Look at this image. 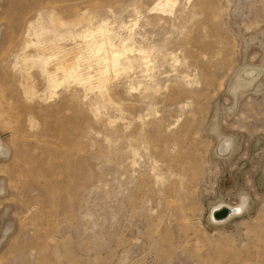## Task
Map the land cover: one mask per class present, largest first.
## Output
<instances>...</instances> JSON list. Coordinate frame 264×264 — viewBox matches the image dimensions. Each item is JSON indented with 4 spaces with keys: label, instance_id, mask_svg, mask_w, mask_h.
<instances>
[{
    "label": "rangeland",
    "instance_id": "374dc122",
    "mask_svg": "<svg viewBox=\"0 0 264 264\" xmlns=\"http://www.w3.org/2000/svg\"><path fill=\"white\" fill-rule=\"evenodd\" d=\"M155 1L0 0V264H264V0ZM52 15L83 73L100 25L136 65L50 91L22 55Z\"/></svg>",
    "mask_w": 264,
    "mask_h": 264
},
{
    "label": "bare ground",
    "instance_id": "6f19581e",
    "mask_svg": "<svg viewBox=\"0 0 264 264\" xmlns=\"http://www.w3.org/2000/svg\"><path fill=\"white\" fill-rule=\"evenodd\" d=\"M177 4H178V0H156L151 9H152V11H158L161 13H172ZM87 17L85 18L86 20H88V18H89V17L88 18ZM82 19H81V23H82ZM89 19H91V17ZM73 21L71 23H73ZM75 22H77V21H74V23ZM52 23H53V25H52L53 28L51 27L52 29L51 28L45 29V28H43L44 26H42V25H40L42 27H39V25H38L39 28L34 26V25H33L34 26L33 27L32 24H34V23L33 22L31 23V26L33 27L34 33L37 37V42L35 40V43H34L36 52L29 53L28 51H25L22 55L23 61H25L26 63H32L33 66L37 67L42 72V74L45 75V77L47 78L48 88H50V91L54 92L53 89L54 88L56 89L57 88L56 86L58 84L59 85L62 84V82H75V83L83 84L85 86L88 85L87 87H89V89H93V88L96 89L97 88L100 90L101 95H102L106 91L107 83L110 82L112 79L111 77H109V75H111L113 73L112 70H114V71L122 70L124 72H128V71H130V69H132L134 67V65H136L134 63L138 60V58L129 54V51L126 47H123L120 51L112 50L111 52H109V51H106V46H104V42H99L98 40L95 39V32H96L98 34H101L105 38L104 41L108 40L110 45H112L110 38L106 37L107 31H108L107 27L105 25H100L98 28L96 27L97 29L95 28L96 30L94 29L95 31L92 28V30H87L83 33L81 31L80 35L77 33V35H79L82 38H87L88 36H90V40L87 43L88 50H89V54L87 52V54L89 55V56H87V58L88 57L91 58L90 56L96 58V59L93 58L94 60H96V62H95L96 72H94L95 74L94 73L92 75L90 73L85 74V73H83L82 70L79 69V63H77L78 65H76L74 62L75 60L73 61V58L70 59L69 57L66 56L69 53H72V50L61 55L60 51H59L60 49H58L59 47L57 45L56 46L52 45V44H54V42H55L56 38H58V36L62 35V37H66V33H67V32H65V36H63L64 35L63 32H62V34H59L58 30H59V28L62 29V25L64 24L61 21V19L60 20L53 19V15H52L51 24ZM67 24L68 23L66 22V24H64V25L67 26ZM74 25L76 26V23ZM87 29H89V28H87ZM70 34H72V32ZM70 34L68 32L67 35H70ZM73 34H72V36L70 35L72 38H73ZM74 38H75V35H74ZM51 41H54V42H51ZM41 43H44V45H41ZM34 46L32 48H34ZM48 47L51 50L49 52L47 51ZM61 50H63V49L61 48ZM75 50L77 51V49H75ZM73 51H74V49H73ZM80 53H82V51ZM139 54H140V58H139L140 65L142 64V66L145 65L147 68H149V58H148L149 55H148V53H146L145 50L140 49ZM75 56H76V54H75ZM85 58H86V56H85ZM78 60L79 59H77L76 61L79 62ZM91 65H89V67ZM89 67H87V68H89ZM91 67H93V66H91ZM110 71H112L111 74H109ZM60 76H61V79H60ZM24 92H25L26 96L37 95L36 91L34 90V87H32L29 84V81H28V83L24 84ZM50 94H52V92ZM50 94H49V96H50ZM107 96H109V95L107 94ZM220 137H221V135H220ZM4 149L5 148L3 147L1 139H0V153H2V151ZM0 191H1V188H0ZM247 200H248L247 197H243L242 202L239 205H229L227 203H221V204L215 205L212 209L211 216H212V218H214L218 222H224V221L228 220L233 214L244 212L247 209Z\"/></svg>",
    "mask_w": 264,
    "mask_h": 264
}]
</instances>
